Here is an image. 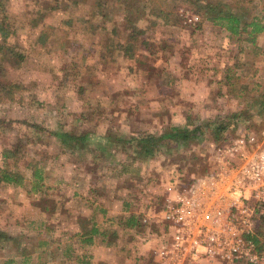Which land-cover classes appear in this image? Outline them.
<instances>
[{
	"label": "rangeland",
	"instance_id": "1",
	"mask_svg": "<svg viewBox=\"0 0 264 264\" xmlns=\"http://www.w3.org/2000/svg\"><path fill=\"white\" fill-rule=\"evenodd\" d=\"M207 4L262 31L254 42L250 26L229 36L204 19ZM154 8L164 15L153 14ZM0 27V171H20L26 180L18 188L0 182V231L13 238L0 242V264H47L63 254L61 249L54 255V248L65 232L62 228L60 237L53 232L48 194L33 190L27 163L48 168L42 178H51L57 164L88 163L97 179L141 209L137 228L149 227L144 221L149 211L154 216L147 222L153 220L162 232L156 250L168 234L163 211L170 190L188 192L197 177L212 171L218 148L264 129V0H0ZM243 111L239 125L232 124L218 141L205 129L203 142L161 151L147 162L128 157L131 145L123 149L115 142L106 147L113 166L104 156L91 159L97 151L80 158L50 135L88 131L92 142L103 143L101 138L120 133L125 139L158 135L183 125L186 116L201 123ZM15 143L24 154L17 167L15 160L2 158ZM125 165L127 172L121 171ZM127 218L115 230L125 244ZM110 226L114 231L115 224ZM257 237L264 244V235Z\"/></svg>",
	"mask_w": 264,
	"mask_h": 264
},
{
	"label": "built area",
	"instance_id": "2",
	"mask_svg": "<svg viewBox=\"0 0 264 264\" xmlns=\"http://www.w3.org/2000/svg\"><path fill=\"white\" fill-rule=\"evenodd\" d=\"M213 165L188 192L170 190L163 211L168 234L147 264H264L255 231L264 213V129L223 144Z\"/></svg>",
	"mask_w": 264,
	"mask_h": 264
},
{
	"label": "crops",
	"instance_id": "3",
	"mask_svg": "<svg viewBox=\"0 0 264 264\" xmlns=\"http://www.w3.org/2000/svg\"><path fill=\"white\" fill-rule=\"evenodd\" d=\"M117 135L123 136L121 133ZM42 167L37 164L40 175L41 172L49 170ZM52 170L54 175L49 178L44 174L36 190L43 189L48 194L47 201L52 209L47 218L53 226V232L60 237L63 228L65 235L62 245L56 243L54 248V255H58L56 251L60 252L61 249L63 254L52 258L51 263L47 261V264H144L147 258H155V244L162 232L153 224V220L147 222L148 217H154L150 215V211L144 216L149 227L145 225L142 229L137 228L136 217L141 209L135 208V203L131 205L133 200L126 194H121L120 189L115 190L112 185L97 179L89 170L88 163L76 165L65 162L53 166ZM60 171H65L70 176L66 177ZM25 183L26 180L23 185ZM125 196V200L121 198ZM117 204L116 212L114 207ZM34 214L43 215L38 210ZM62 215L65 220L61 219ZM125 217H128L124 220L125 226L130 230L127 244L115 232L116 229L120 232L121 220ZM113 224L114 231L110 226Z\"/></svg>",
	"mask_w": 264,
	"mask_h": 264
},
{
	"label": "trees",
	"instance_id": "4",
	"mask_svg": "<svg viewBox=\"0 0 264 264\" xmlns=\"http://www.w3.org/2000/svg\"><path fill=\"white\" fill-rule=\"evenodd\" d=\"M152 11L153 14L154 12L156 13V16L157 13L158 15H164L163 10L161 9L154 8ZM203 17L205 20L225 30L229 36L232 37L240 35L241 31L245 30L249 26L253 27L251 36L249 37L250 42H254L256 40V34L262 31V28H260L258 24H242L238 15L227 9L224 10L219 8L218 6H210L207 4V12H204ZM0 31H2L1 27ZM129 38H131V40L134 39L132 36ZM261 105H263V103H261ZM245 113V111L234 112L226 115L221 120H207L201 123H195L190 116H186V121L183 125L172 126L158 135H139L128 139H125L124 136L117 135H108L104 139L99 136L103 143L99 141L95 143L92 142L90 132L88 131L75 134L73 132L59 130L50 132V135L58 140L60 146L65 152H77L78 157L85 158L86 154L92 155L93 151H97L98 156H94L91 159H102V156H104L105 158L103 159L106 161V165L110 164L113 166L112 162H110L112 155L106 150V147L107 145H112L114 142L117 145L121 144L122 148L125 144L131 145V149L128 150L130 154L128 157H131L133 160L140 159L143 160V162H147L160 154L161 151H164L165 154H170L172 148L174 147H185L187 144L195 141L198 143L203 142L205 139V129H210L215 137V140L218 141L222 138L221 136H223L224 132L231 128L232 124H234V128L239 125ZM91 143H93V145ZM100 145H102L103 149H100ZM91 146H94L93 149L90 148ZM21 157H24V154H21V146L17 145V143H15L11 148L3 150L2 153V158L5 162L10 159L15 160L13 164L14 167L18 166V159ZM128 166L129 165H125V168H123L121 171L127 172L128 169H130ZM26 170H30L32 172L34 180L33 190L36 188L38 189V182L41 181L42 178L40 177L39 170L37 169V164L33 165L27 163ZM0 182L14 186H21L24 183V176L20 173V171L12 172L5 169L0 171ZM256 230H258V235H264V215L259 218ZM11 240H13V238H10V236L0 231V242L2 241L5 243L6 241ZM20 253L22 254L21 251Z\"/></svg>",
	"mask_w": 264,
	"mask_h": 264
}]
</instances>
